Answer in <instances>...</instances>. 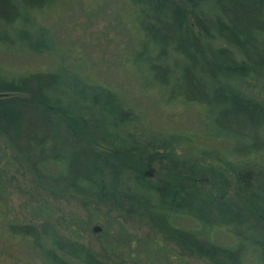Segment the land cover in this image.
Listing matches in <instances>:
<instances>
[{
	"label": "trees",
	"instance_id": "16d2710c",
	"mask_svg": "<svg viewBox=\"0 0 264 264\" xmlns=\"http://www.w3.org/2000/svg\"><path fill=\"white\" fill-rule=\"evenodd\" d=\"M51 1L18 0L16 4L15 0H0V47L35 54L50 49L53 41L47 31L30 32L21 25V17L27 21L28 11ZM124 1L142 15L133 22L139 35L148 38L138 46L133 59L145 61L153 78L167 87L171 75L162 58L170 50L181 54L184 63L178 84L183 92L175 94L186 102L218 108L214 124L224 137L232 134L251 140L248 147L239 148L250 157L247 162L214 161L206 148L195 149L199 158L190 151L180 155L181 143L172 136L156 143L152 138L142 145L134 140L129 143L131 128L144 131L136 126L139 113L123 108L125 104L106 85L90 83L61 66L12 75L0 70V138L25 164L36 185L54 197L82 196L108 203L127 217L145 221L165 238L181 242L211 264H246L247 226L252 212L264 202V165H256L251 157L261 149L264 105L240 91L226 89L220 79L244 76L251 69L264 70V0ZM146 8L152 12L149 16H143ZM205 40L225 44L209 50ZM64 100L97 106L100 115L93 116L89 110L70 112ZM94 134H100L110 149L95 148ZM139 148H162L165 153H140L139 159L131 162L129 155ZM164 158L170 161V168L180 170L173 178H148L144 168ZM211 162L236 165L227 170ZM228 171L234 181L233 197L227 196L223 187L212 191L193 177L217 174L227 184ZM4 193L0 173L2 231L22 241L44 264H107L76 239L83 230L77 218H63L62 227L70 237H64L46 220L17 221L4 211ZM174 217L187 219L192 225L179 226ZM221 227L232 235L233 244L213 240L214 229Z\"/></svg>",
	"mask_w": 264,
	"mask_h": 264
},
{
	"label": "rangeland",
	"instance_id": "374dc122",
	"mask_svg": "<svg viewBox=\"0 0 264 264\" xmlns=\"http://www.w3.org/2000/svg\"><path fill=\"white\" fill-rule=\"evenodd\" d=\"M15 3L19 4L18 0ZM143 11V16L152 14L148 8ZM27 18L25 21L21 17V25L36 33L44 28L53 41L52 47L42 54L0 47L2 72L12 75L66 67L81 74L90 83L106 85L125 104L123 108L131 107L139 113L136 126L144 131L131 128L129 143L134 140L135 144L142 145L149 138L156 143L157 139L168 140L172 136L181 143L178 146L182 147L178 149L180 155L190 151L199 158L195 149L206 148L211 151L214 161L222 158L240 164L250 158L245 153H240L239 149L244 145L248 147L250 139L242 140L232 134L224 137V132L219 131L214 124L218 108L186 102L175 94L183 92V86L178 84L184 63L181 54L170 50L169 55L162 58L171 75L167 87L161 86L153 78L145 61L133 59L138 46L148 41V38L144 34L139 35V29L133 22H137L142 15L124 0H52L45 7L28 11ZM205 42L208 43L209 50L225 44L219 40ZM220 83L226 89L240 91L264 105V70L251 69L244 76L221 77ZM59 96L63 100V96ZM64 101L70 112L85 113L89 110L93 116L100 115V108L97 106ZM186 137L190 140H186ZM93 139L97 145L95 148L110 149L101 140L100 134H94ZM260 145L261 149L251 156L256 165H264V127L260 130ZM234 146L238 148L235 149ZM156 151L157 155L165 153L162 148H148L146 151L141 149L131 153L129 159L136 162L140 153ZM224 153L226 157L223 156ZM211 163L214 167L227 170H231V165H236ZM179 170L180 168H170L168 158L152 161L151 166L144 168L148 178L155 181L173 178ZM0 173L5 182L4 211L8 210L9 217L23 222L46 220L64 237H70L62 227L63 218L74 216L83 224L81 236L76 239L107 264H211L206 258L190 252L181 242L165 238L145 221L127 217L110 208L108 203L94 202L91 198L82 196L54 197L36 185L25 164L1 138ZM216 175L197 174L193 177L202 186L204 184L205 188L217 192V189L223 187L227 196L233 197L234 181L231 171L225 173L227 184ZM104 177L108 183L109 172ZM259 206L252 212L246 230V264H259L258 259L264 261V202L261 201ZM173 222L183 227L192 225L190 221L180 217H174ZM0 223L2 231L4 222ZM94 225L101 227L99 232L92 231ZM212 238L223 244L233 242L232 235L222 227L214 229ZM0 241L3 244L0 245V264H44L22 241L11 237L6 231L0 232Z\"/></svg>",
	"mask_w": 264,
	"mask_h": 264
},
{
	"label": "water",
	"instance_id": "95a60500",
	"mask_svg": "<svg viewBox=\"0 0 264 264\" xmlns=\"http://www.w3.org/2000/svg\"><path fill=\"white\" fill-rule=\"evenodd\" d=\"M91 229H92L93 232H99L101 227L98 226V225H94Z\"/></svg>",
	"mask_w": 264,
	"mask_h": 264
}]
</instances>
